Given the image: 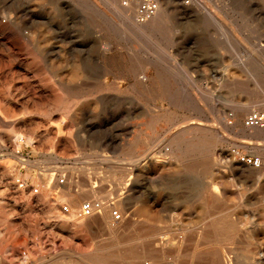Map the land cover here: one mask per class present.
Returning a JSON list of instances; mask_svg holds the SVG:
<instances>
[{
  "label": "rangeland",
  "instance_id": "rangeland-1",
  "mask_svg": "<svg viewBox=\"0 0 264 264\" xmlns=\"http://www.w3.org/2000/svg\"><path fill=\"white\" fill-rule=\"evenodd\" d=\"M39 1L0 0V23L10 28L0 31V103L10 113V119H16L17 129L30 134L33 139V144L24 145L20 152L28 160L29 167L21 165L12 152L10 133L0 125V264H10L8 260L19 264H93L90 260L98 264H134L135 254L155 250L152 238L147 237L148 232L141 225L143 222H148L152 230L162 232L167 238L179 240L180 245L167 241L163 255L158 256L164 264H184V261L185 264H222L229 258L228 264H264V179L258 180L254 172L259 165L256 160L259 162V158L264 157V152L259 149L260 144L264 145V139L248 142L241 136L235 126L237 119L233 117L235 104L249 97H257L262 104L258 111L264 115V0H200L202 7L199 8L193 2L187 4V11L204 13L207 8L215 12L216 19L225 25L224 29L188 15L181 16L180 7L169 4L168 0H160L158 6L167 16L164 25L160 32L157 31L159 33L140 37L138 42L127 31L120 15L124 5L117 6V10L106 9L108 15L113 16L115 26H108L105 31L98 26L100 22H107L102 16V8L98 9L88 0ZM45 15L55 22V33L42 23ZM5 17L12 22H5ZM19 27L30 33L29 40L21 38V43L31 50L40 43H55L59 52L55 59L59 78L72 80L70 90L75 97L74 103L77 101L72 117L66 119L57 110L63 91L50 87L46 65L37 67L31 64L29 55L15 57L11 54L9 43ZM139 43L186 73L178 79L177 87H173L181 96L180 103L174 104L176 107L155 98L151 92L141 94L129 87L130 81L124 75L125 50L131 46L143 55ZM101 87H105L103 91ZM159 106L171 109L169 112H173L174 117L171 123L159 125L156 132L149 125ZM252 112L256 114V110ZM249 117L250 113L244 116L243 126ZM2 119L6 121L4 117ZM198 122L203 125L216 122L222 129L215 149H211L207 157L201 152L188 155L176 169L159 170L167 166L171 158L163 149H152V139L163 135L173 123L174 129L183 132L188 139ZM126 128L132 135H123ZM140 128L148 132V137H143L139 144L141 147L135 152L124 150L123 147L132 142L133 132ZM249 131L254 132L253 129ZM176 154L182 155L178 151ZM244 158L248 166L238 167L242 166ZM104 159L117 161L115 168L109 167ZM70 169L79 170L76 174L87 187L96 182L97 190L107 193L104 202L109 200L112 211L124 216L122 224L113 230L106 229L96 215L83 227L58 225L57 220L46 212L59 194L54 183L49 184V178L57 171L64 174ZM124 174L130 177L127 187L119 183ZM16 179L24 185L23 192L18 191ZM27 188L39 190L34 200L28 198ZM225 193L228 194L223 197ZM87 201L91 200L63 202L60 207H71L77 214ZM104 215L111 220L108 211L105 210ZM129 221L134 224L129 226ZM146 257L141 264H153Z\"/></svg>",
  "mask_w": 264,
  "mask_h": 264
},
{
  "label": "bare ground",
  "instance_id": "bare-ground-1",
  "mask_svg": "<svg viewBox=\"0 0 264 264\" xmlns=\"http://www.w3.org/2000/svg\"><path fill=\"white\" fill-rule=\"evenodd\" d=\"M26 1V0H25ZM41 1V0H40ZM39 1V2H40ZM44 1V0H42ZM46 1V0H45ZM92 5L96 6L98 9L101 10L102 8V16L103 18L107 21L105 22H100L98 24V26H100L103 30L105 29V31L108 29V26H115V24L112 22V17L110 15H108V13L106 12V9H111L114 8L116 9L117 6H121L124 5V9L123 12L120 14L122 19L124 20V25L126 26V29L128 32H130V34L132 36L135 37V39L137 38V42L139 41L138 39L140 37H148L149 35L156 33L162 25H164L165 20H166V12L165 10H163L161 8V6H158V3L160 0H153L154 2L157 3V9L154 10L153 12L151 11H145L142 10V5L145 4L146 1H151V0H88ZM190 2H193V4L195 3L198 8L202 7V3L200 0H168L169 4H173L174 6H176V8L180 7L181 12H179V15L183 16V15H188L192 18H194L197 21H203L204 24L208 23V24H214L215 26H217L220 29H224L226 28L225 25L222 22H219L216 19V13L204 8L205 12L201 13L199 11H187L185 9L187 8V4H189ZM42 3V2H40ZM39 3V4H40ZM42 5V4H40ZM51 6V5H50ZM45 7V6H44ZM101 7V8H100ZM27 8V7H26ZM55 8V7H54ZM90 8V7H89ZM123 8V7H122ZM170 8V7H169ZM24 9V8H23ZM32 8H30L31 10ZM43 9V8H42ZM41 9V10H42ZM22 10V9H21ZM36 10V9H35ZM40 10V11H41ZM105 10V11H104ZM117 10V9H116ZM27 11V10H26ZM25 11V12H26ZM20 12V10H19ZM18 12V13H19ZM56 12V11H55ZM101 12V11H100ZM203 12V11H202ZM1 13V12H0ZM21 13V12H20ZM29 13V12H28ZM48 13V12H47ZM113 13V12H112ZM119 13V12H118ZM58 14V13H57ZM4 15V14H2ZM19 15V14H17ZM21 15V14H20ZM47 15V14H46ZM44 16L43 17V21L44 24L48 25L50 27V29L52 30V33L56 32V24L52 19H49V16ZM12 16V15H11ZM34 16V15H33ZM42 16V15H41ZM53 19L54 18V15ZM27 17V16H26ZM88 17V16H87ZM6 18V17H5ZM10 18V17H9ZM32 18V17H31ZM219 18V17H218ZM87 19V18H86ZM32 20V19H31ZM52 20V21H50ZM56 20V19H55ZM7 21H11V19H5V22ZM17 21V20H16ZM39 21V20H38ZM201 21V22H202ZM221 21V20H220ZM36 22V21H35ZM25 23V22H24ZM28 23V22H27ZM26 24V23H25ZM43 24V25H44ZM226 24V23H225ZM27 25V24H26ZM42 25V24H41ZM96 25V24H95ZM13 26V25H12ZM16 26V25H15ZM97 26V25H96ZM59 27V26H58ZM16 28V27H15ZM46 28V27H45ZM96 28V27H95ZM6 29H10L8 25H4L3 22L0 23V31L6 30ZM216 29V28H215ZM58 30V29H57ZM60 31V30H59ZM124 31V30H123ZM224 31V30H223ZM229 31V30H228ZM9 32V31H8ZM13 32V31H12ZM126 32V30H125ZM127 32V33H128ZM160 32V30H159ZM157 32V33H159ZM225 32V31H224ZM228 33V32H227ZM226 33V34H227ZM10 34V33H8ZM61 34V33H60ZM98 34V33H96ZM103 34V33H102ZM224 34V33H223ZM236 34V33H235ZM33 35V34H32ZM12 36V35H11ZM100 36V35H99ZM98 36V37H99ZM234 36V35H233ZM232 36V37H233ZM31 37L29 32H24L22 31V28H18V31H15L13 34V37L11 39V42L9 43V50L11 52L12 55L16 56H20V55H29L31 58V64L35 65L37 67L41 66V65H46V69H47V73L49 75V82L50 83V87L55 90H59L62 89V93L63 96H61L59 99V103L57 106V110H59L64 117L70 118L74 115V112L76 110V105H77V101L74 103L73 100V95L71 94L72 90H70V87H73L72 85V80H63L59 78V72H58V68L56 67L57 62H55V59L59 57V52L57 51V47L55 45V43H49L48 45H45L44 43H40L34 46L33 50H31L30 48H28V46H24L21 43V38L23 39H27L29 40V38ZM102 37V36H101ZM10 38V37H9ZM228 38V37H227ZM234 38V37H233ZM22 39V40H23ZM32 39V38H31ZM26 40V41H27ZM115 40V39H114ZM110 41V40H109ZM113 41V40H112ZM241 41V40H240ZM24 42V41H23ZM117 42V41H116ZM34 43V42H33ZM106 43V42H105ZM47 44V42H46ZM122 44V43H121ZM91 45V43H90ZM119 45V44H118ZM139 45H141V51L143 53V55H141L136 49H134L133 47L129 46L126 48L125 51H127V58L124 61L126 68L124 71V75L127 76V78L129 79L128 82L130 81V86L129 87H133V89L141 94H144V92H151L152 96H154L157 99H160L161 101H167L170 105H172L171 107H173L174 104L180 103V92L178 90H174L173 87H177V84L179 83L178 79L184 76H186V73L181 71L180 69H177V67L173 66L171 63L163 60V58L160 55H156V54H152L151 52H149V49L146 48L143 44L139 43ZM32 46V44H31ZM114 46V45H113ZM120 46V45H119ZM107 47V46H106ZM5 49V48H4ZM84 49V48H83ZM108 48H106L107 50ZM118 49V48H117ZM122 49V47H121ZM120 49V51H121ZM123 50V49H122ZM109 51V50H108ZM7 52V51H6ZM20 52L22 54H20ZM62 52V51H61ZM89 52V51H88ZM117 52V51H116ZM7 54V53H6ZM86 54V53H85ZM84 54V55H85ZM108 54V53H107ZM114 54V53H113ZM121 54V53H120ZM8 55V54H7ZM112 55V54H111ZM104 56V55H103ZM109 56V55H108ZM114 56V55H113ZM10 57V56H8ZM28 57V56H27ZM84 57V56H83ZM86 57V56H85ZM110 57V56H109ZM25 58V57H24ZM94 59V58H93ZM11 60V59H10ZM14 60V59H13ZM87 60V59H86ZM124 60V59H123ZM172 60V59H170ZM16 61V60H15ZM18 61V60H17ZM254 61V60H253ZM14 62V61H12ZM23 62V61H22ZM119 62V61H118ZM123 62V61H122ZM16 63V62H15ZM104 63V62H103ZM251 63V62H250ZM260 63V62H259ZM13 64V63H12ZM11 64V65H12ZM25 64V63H23ZM27 64V63H26ZM30 64V63H29ZM101 64V63H100ZM99 64V65H100ZM118 64V63H117ZM256 64V63H253ZM252 64V65H253ZM122 65V64H121ZM120 65V67H122ZM124 65V64H123ZM257 65V64H256ZM107 66V65H106ZM262 66V65H261ZM24 67V65H23ZM112 67V66H111ZM118 67V66H117ZM69 68V67H68ZM80 68V67H79ZM22 69V68H21ZM102 69V68H101ZM121 69V68H120ZM123 69V68H122ZM31 70V69H30ZM34 70V69H33ZM69 70V69H68ZM112 71V70H111ZM123 71V70H122ZM120 71V72H122ZM249 71V70H248ZM113 72V71H112ZM119 72V73H120ZM43 73V72H42ZM65 73V72H64ZM62 73V74H64ZM68 73V72H67ZM87 73V72H86ZM110 73V72H109ZM37 74V73H36ZM40 74V73H39ZM46 74V73H45ZM76 74V73H75ZM81 74V73H80ZM26 75V74H25ZM61 75V74H60ZM86 75V74H85ZM188 75V74H187ZM41 76V75H40ZM87 76H89L87 74ZM86 76V77H87ZM85 77V78H86ZM120 77V76H119ZM29 78V77H28ZM37 78V77H36ZM76 78V77H75ZM188 78V77H187ZM25 79V78H24ZM262 79V78H261ZM29 80V79H28ZM38 80V78H37ZM40 80V79H39ZM80 80V79H79ZM123 80V79H122ZM25 81V80H24ZM119 81V80H118ZM117 81V82H118ZM264 81V80H263ZM262 81V82H263ZM40 83V82H39ZM27 84V83H26ZM258 84V82H257ZM45 85V84H44ZM77 85V84H76ZM75 85V86H76ZM259 85V84H258ZM43 86V85H42ZM93 86V85H92ZM28 87V86H27ZM87 87V86H86ZM30 88V87H29ZM105 88V87H101ZM114 89V88H113ZM28 90V89H27ZM47 90V89H46ZM104 89H102L101 91H103ZM128 90V89H127ZM54 91V90H53ZM99 91V90H98ZM126 91V90H125ZM74 92V91H73ZM120 92V91H119ZM122 92V91H121ZM128 92V91H127ZM35 93V92H34ZM37 93V91H36ZM76 93V92H75ZM124 93V92H123ZM131 93V92H130ZM77 94V93H76ZM114 95V94H112ZM34 96V95H33ZM133 96V95H132ZM140 96V95H139ZM6 97V96H5ZM35 97V96H34ZM131 97V96H130ZM145 97V96H144ZM75 98V97H74ZM114 98V97H113ZM127 98V96H126ZM133 98V97H132ZM136 98V97H135ZM138 98V97H137ZM142 98V97H141ZM9 99V98H8ZM7 100V98L5 99ZM14 100V99H13ZM113 100V99H112ZM116 100V99H115ZM120 100V99H119ZM123 100V99H122ZM133 100V99H132ZM131 100V101H132ZM135 100V99H134ZM133 100V101H134ZM144 100V99H143ZM11 101V100H10ZM9 101V102H10ZM16 101V100H15ZM141 101V100H140ZM160 101V102H161ZM5 102V101H3ZM13 102V101H12ZM143 102V101H142ZM236 102V101H234ZM139 103V102H138ZM148 103V102H147ZM155 103V102H154ZM54 105V104H53ZM153 105V104H152ZM262 104L261 102H259L254 98H248L246 99L244 102H238L237 104H235L234 106V112H233V117L237 119L236 122V127L238 129V131L240 132L241 136L243 138H245L248 142L252 141L254 139H264V115H262L261 112H259L258 110L261 108ZM14 107V106H13ZM152 107V106H151ZM150 107V108H151ZM174 107H176L174 105ZM178 107V106H177ZM146 108V107H145ZM148 108V109H150ZM170 108V107H169ZM54 109V108H53ZM81 109V108H78ZM154 110V109H153ZM152 110V111H153ZM156 115L154 117H152V121L149 124V128L152 130H155L156 132H158V126L162 125V123L164 122H172L173 117L172 114L173 112H169L170 110L163 107V106H159ZM256 110V114H254V112L252 111ZM148 111V110H146ZM150 111V110H149ZM151 112V111H150ZM56 113V112H55ZM136 113V112H135ZM149 113V112H148ZM250 113V117L248 118L247 122L248 124H245V126H243V118L245 115ZM10 113H8L4 106L0 103V125L2 128H4L5 130H7L10 133V138H11V142L13 144V150L12 152H14L13 154L15 155L17 161H19L21 163V165H25L29 167L28 164V160L26 161L24 159L23 156H21L20 152L23 149L24 145H28L31 146L33 144V139L31 136L26 135L24 133H21L17 127L15 126V120L10 119ZM126 114V113H125ZM16 115V114H15ZM24 115V114H23ZM50 115V114H49ZM48 115V116H49ZM60 115V114H58ZM148 115V114H147ZM44 116V115H43ZM126 116V115H125ZM5 118L6 121L2 118ZM61 117V118H64ZM256 117V118H255ZM19 118V117H18ZM247 119V117H246ZM23 120V119H22ZM198 120V119H196ZM253 122H252V121ZM58 121V120H57ZM67 120H65L66 122ZM215 121V120H214ZM219 121V119H218ZM19 122V121H18ZM170 122V123H171ZM197 122V121H196ZM200 122V121H199ZM198 122V123H199ZM222 122V121H220ZM246 122V123H247ZM22 123V122H21ZM50 123V122H49ZM62 123V122H61ZM132 123V122H131ZM195 123V122H194ZM201 123V122H200ZM195 124V128L193 129V133L191 135L190 138L186 139L184 137V133L183 132H177L174 129V123L171 125V127L169 128V130L167 129L166 132L163 135H159L157 137H154V139H152L153 141L151 142V147L152 149H163L165 150L166 154L170 156L171 158V162L169 164H167V166H162L159 168V170H161L162 172L165 170V168L168 169H176L179 164L182 165L183 161H185V157H187L188 155L192 154V153H196V152H201V154L204 155V157L210 153V150L213 149L214 147H216L217 142H218V136H221V128L218 125V123L216 122H212V125H203V124ZM223 123V122H222ZM245 123V122H244ZM166 124V123H165ZM182 124V123H181ZM220 124V123H219ZM128 125V124H127ZM22 126V125H21ZM177 126V125H176ZM191 126V125H190ZM192 126V127H193ZM180 127V126H179ZM186 127V126H185ZM21 128V127H20ZM30 129V128H29ZM177 129V128H176ZM181 129V128H180ZM221 129V130H220ZM253 129L254 132H250L249 130ZM2 129V131H5ZM184 130V129H183ZM6 131V132H7ZM32 131V130H30ZM161 131V130H159ZM179 131V130H178ZM147 132V131H146ZM144 130H142V128H140L138 131L133 132V140L130 144L126 145L124 148V150H128V151H132L135 152L137 151L139 144L141 143L143 137H148V132L146 133ZM38 133V132H37ZM154 133V132H153ZM152 133V134H153ZM163 133V132H161ZM223 133V132H222ZM36 134V133H35ZM45 134V133H43ZM33 135V134H32ZM124 136H128V135H132V132H130L129 128H126L124 131ZM35 138V137H33ZM36 139V138H35ZM124 140V139H123ZM147 140V139H146ZM145 140V141H146ZM125 141V140H124ZM117 142V141H116ZM246 142V141H245ZM148 143V142H147ZM149 144V143H148ZM39 145V144H36ZM146 145V144H145ZM9 146H12L11 144ZM2 147V146H1ZM0 147V148H1ZM31 148V147H30ZM2 149V148H1ZM7 149V148H6ZM122 149V148H121ZM215 149V148H214ZM259 149L264 152V145L260 144L259 145ZM12 150V149H11ZM36 150V149H35ZM181 152V156H178L176 154V152ZM9 152V151H8ZM11 153V152H10ZM213 154V153H212ZM234 154H237V152H235ZM131 155V154H130ZM139 156V155H138ZM14 157V158H15ZM13 158V157H12ZM53 158V157H52ZM51 158V159H52ZM128 159V158H127ZM208 159V158H207ZM206 159V160H207ZM212 159V158H211ZM86 160V159H85ZM105 160V159H104ZM134 160V159H133ZM139 160V159H138ZM245 158L243 160H241V165L242 166H238V167H243V166H248V164L245 162ZM16 161V162H17ZM50 161V159H49ZM99 161V160H98ZM108 161V166L109 167H114L115 168V161H111L109 159L105 160ZM121 161V160H120ZM124 161V160H123ZM122 161V162H123ZM126 161V160H125ZM194 161V160H193ZM196 161V159H195ZM209 161V160H208ZM207 161V162H208ZM230 161H232V159H230ZM243 161V162H242ZM15 162V161H14ZM82 162V160H81ZM84 162V161H83ZM136 163V161H134ZM140 162V161H139ZM167 162V161H166ZM206 163V161H204ZM210 162V161H209ZM76 163V162H75ZM74 163V164H75ZM80 163V162H79ZM190 163V162H189ZM202 163V162H201ZM18 164V163H17ZM125 164V163H124ZM213 164V163H212ZM256 164L258 165V169L255 168V174L257 176L258 180L264 179V157L259 158V162L257 159ZM85 165V164H84ZM129 165V164H128ZM134 165V164H133ZM148 165V164H147ZM206 165V164H205ZM208 165V163H207ZM206 165V166H207ZM233 165V162H232ZM20 166V165H19ZM82 166V165H81ZM125 166V165H124ZM187 166V165H186ZM210 166V165H208ZM235 166V165H234ZM24 167V166H23ZM68 167V165H67ZM70 167V166H69ZM73 167V166H72ZM80 167V166H79ZM188 167V166H187ZM229 167V166H228ZM11 168V167H9ZM14 168V167H13ZM26 168V167H25ZM24 168V169H25ZM120 168V167H119ZM121 168L122 165H121ZM120 168V169H121ZM127 168V167H126ZM183 168V167H182ZM186 168V167H185ZM189 168V167H188ZM73 169H75L73 167ZM73 169L70 170H65L64 174H61V171H57V173L53 174L50 176L49 178V184L54 183V188L58 190V197L55 199V202L51 205H49L48 208V212L49 215L51 214L56 220L58 225L62 224L64 226H72V227H83L86 226L88 224V221L92 220L96 215L100 218L101 223L105 226L106 229L109 230H113L115 229L116 225H120L122 224V222L124 221L123 219V215H121L118 211H112L111 205L108 204L107 202H104L105 199L108 198L107 193H105L104 191L101 190H97V186H95L93 182V184H91L89 187H87L84 183V180L82 179L80 181V179L78 178L79 176L76 174V172ZM131 169V168H129ZM156 169V168H155ZM205 169V168H203ZM234 169V167H233ZM18 170V169H17ZM61 170V169H60ZM181 170V169H180ZM207 170V169H206ZM26 171V170H25ZM83 171V170H82ZM183 171V170H182ZM27 172V171H26ZM131 172V171H130ZM220 172V171H219ZM80 173V172H79ZM135 173V172H134ZM221 173V172H220ZM244 173V172H243ZM6 174V173H5ZM23 174V173H22ZM88 174V173H87ZM223 174V173H221ZM40 175V174H39ZM49 175V174H48ZM85 175V174H84ZM89 175V174H88ZM47 176V175H46ZM109 177V175H107ZM113 176V175H112ZM12 177V176H11ZM16 177V176H15ZM20 177V176H19ZM29 177V176H28ZM39 177V176H37ZM83 177V176H82ZM129 174L126 175L124 174L123 176H121V178L119 179V183L123 184L124 187L129 186L130 185V177ZM227 177V176H226ZM23 179V177H21ZM20 178V179H21ZM88 178H90L88 176ZM106 178V177H105ZM225 178V177H224ZM3 179V178H2ZM1 179V180H2ZM20 179H16L15 183H16V187L18 189V191L22 190V187L24 185H21V181ZM38 179V178H37ZM48 179V178H46ZM7 180V179H5ZM4 180V181H5ZM103 180V179H102ZM114 180V179H113ZM104 181V180H103ZM108 181V180H107ZM3 182V181H2ZM1 182V183H2ZM14 183V181H12ZM26 182V181H25ZM24 182V183H25ZM41 182V181H40ZM40 182H38L40 184ZM228 182V181H227ZM90 183V182H89ZM218 183V182H217ZM229 183V182H228ZM215 184V182L213 183ZM7 186H9L7 184ZM6 186V187H7ZM120 186V185H119ZM218 186V185H217ZM10 187H13L10 186ZM9 187V188H10ZM123 187V186H122ZM49 188V187H48ZM134 188V187H133ZM136 188V187H135ZM42 189V188H41ZM120 189V187H119ZM5 190H8L7 188ZM214 190V189H213ZM1 191V190H0ZM14 191V190H13ZM28 191V198H33L34 196L36 197V194L39 192V190L33 189V188H27ZM54 191V190H53ZM123 191V190H122ZM121 191V192H122ZM8 192V191H7ZM23 192V190H22ZM25 192V191H24ZM57 192V191H55ZM211 192V191H210ZM3 193V192H2ZM5 193V192H4ZM14 193V192H13ZM20 193V192H19ZM27 193V192H26ZM123 193V192H122ZM126 194V193H125ZM228 194V193H227ZM226 193L223 195V197L227 195ZM128 195V194H127ZM206 195V194H205ZM240 195V194H239ZM242 195V194H241ZM213 196V194H212ZM229 196V195H228ZM10 197V196H9ZM12 197V195H11ZM16 197V196H14ZM13 197V198H14ZM41 197V196H40ZM8 198V197H7ZM26 198V196H25ZM24 198V199H25ZM125 198V196H124ZM204 198V197H203ZM206 198V197H205ZM204 198V199H205ZM240 198V197H239ZM21 199V197H20ZM28 199V200H29ZM78 199H89L91 201H87L84 202L80 209L77 210V214H75V211L71 210V207L69 208L68 206L65 207H60V205H62L63 202H71V201H77ZM8 200V199H7ZM6 200V201H7ZM19 200V199H18ZM22 200V199H21ZM31 200V199H30ZM34 200V198H33ZM203 200V199H202ZM214 200V199H213ZM5 201V200H4ZM14 201V200H13ZM122 201V200H121ZM8 202V201H7ZM38 202V201H37ZM209 202V201H208ZM5 203V202H4ZM19 203V202H18ZM49 203V202H48ZM47 203V204H48ZM85 203H89L91 206V213L89 215H86L83 213V205ZM3 204V203H2ZM6 204V203H5ZM8 204V203H7ZM38 204V203H36ZM80 204V203H79ZM128 204V203H127ZM14 205V204H12ZM20 206V205H18ZM115 206V204H114ZM4 207V206H2ZM10 207V206H9ZM17 207V206H15ZM6 208V207H5ZM12 208V207H11ZM19 208V207H18ZM125 208V207H124ZM131 208V207H130ZM116 209V208H115ZM133 209V208H132ZM226 209V208H225ZM2 210V209H1ZM15 210V209H14ZM108 211L111 214V220L107 219L104 215V212ZM224 209H222L223 211ZM7 211V208H6ZM13 211V210H10ZM17 211V210H16ZM130 211V209H129ZM135 211V210H134ZM14 212V211H13ZM128 212V211H127ZM5 213L6 212H2ZM12 213V212H11ZM45 213V212H44ZM130 213V212H129ZM132 213V212H131ZM106 214V213H105ZM11 215V214H9ZM46 215V214H45ZM133 215V214H132ZM24 216V215H23ZM2 217V216H1ZM12 217V216H11ZM48 217V216H47ZM50 217V216H49ZM130 218V216H129ZM89 219V220H88ZM140 219V218H139ZM225 219V218H224ZM224 219H222L224 221ZM6 220V219H5ZM133 220V219H132ZM7 221V220H6ZM216 221V220H215ZM16 222V221H15ZM22 222V221H21ZM55 222V221H54ZM130 222V221H129ZM13 223V221H12ZM23 223V222H22ZM21 223V225H22ZM219 223V222H218ZM223 223V222H222ZM227 223V220L226 222ZM7 224V223H6ZM94 224V223H93ZM98 224V223H97ZM132 224H134L132 221L130 222L129 226ZM11 225V224H10ZM14 225V224H13ZM140 225V224H139ZM137 225V226H139ZM142 227L144 229L147 230L148 234L147 237L148 238H152V244L155 248V250L151 253H147V252H142L139 255L136 256L133 259V263L134 264H141L142 261L144 260V258L146 256L149 257V259L153 262V264H164L163 262H161L158 258V256L163 255V248L168 244V242H172L173 244H177L179 242L178 239H171V238H167L166 236H164L162 234V232L158 231V230H152L150 225L148 224V222H143ZM221 225V224H220ZM225 225V226H224ZM222 225V227L224 226L226 228V224ZM229 225V224H228ZM92 226V225H90ZM98 226L100 227L101 225L98 224ZM200 226V225H199ZM217 226H219L217 224ZM21 227V226H20ZM35 227V226H34ZM197 227V226H196ZM223 227V228H224ZM4 228V227H3ZM2 228V230H3ZM6 228V227H5ZM4 228V229H5ZM15 230L18 229V227L14 226L13 227ZM25 228V227H23ZM86 228V227H85ZM124 228V227H123ZM128 228V227H127ZM142 228V229H143ZM234 228V227H233ZM1 229V228H0ZM118 229V228H117ZM133 229V228H132ZM140 229V228H139ZM183 229V228H182ZM1 230V231H2ZM6 230V229H5ZM4 230V231H5ZM34 230V229H33ZM32 230V231H33ZM73 230V229H72ZM86 230V229H85ZM93 230V228H92ZM141 230V229H140ZM188 230V229H187ZM227 230V229H226ZM11 231V230H10ZM13 231V230H12ZM18 232L21 230H17ZM30 231V230H29ZM36 231V230H35ZM40 231V230H39ZM76 231V230H75ZM169 231H171L169 229ZM199 231V230H198ZM38 232V231H37ZM41 232V231H40ZM108 232V231H107ZM114 232V231H113ZM117 232V231H116ZM229 232V230H228ZM232 231H230L229 233H231ZM24 233V231H23ZM32 233V232H31ZM144 233V232H143ZM142 233V234H143ZM183 233V232H182ZM196 233V232H195ZM218 233V232H217ZM223 233V232H222ZM20 234V233H19ZM30 234V233H29ZM34 234V233H33ZM170 234V233H169ZM181 234V233H180ZM199 234V232H198ZM219 234V233H218ZM224 234V233H223ZM232 234V233H231ZM9 235V234H8ZM24 234H22L23 236ZM63 235V234H62ZM168 235V234H167ZM196 235V234H195ZM6 236V235H4ZM25 236V235H24ZM29 236V235H28ZM89 236V235H88ZM146 236V235H145ZM182 236V235H181ZM200 236V235H199ZM198 236V238H199ZM1 237V236H0ZM10 237V236H9ZM7 237L9 240L11 238ZM114 237V236H113ZM143 237V236H142ZM141 237V239H142ZM217 237V236H216ZM229 237V236H228ZM24 238V237H23ZM30 238V237H29ZM61 238V237H60ZM192 238V237H191ZM221 238V237H220ZM5 239V238H3ZM1 239V240H3ZM62 239V238H61ZM68 239V238H67ZM91 239V238H90ZM225 239V238H224ZM223 239V241H224ZM43 240V239H42ZM114 240V239H113ZM143 240V239H142ZM145 240V238H144ZM182 240V239H181ZM187 240V239H185ZM190 240V239H189ZM192 240V239H191ZM197 240V239H196ZM28 241V240H27ZM35 241V240H34ZM51 241V240H50ZM66 241V240H65ZM117 241V240H116ZM140 241V240H139ZM147 241V240H146ZM149 241V240H148ZM147 241V242H148ZM151 241V240H150ZM7 242V240L5 241ZM30 242V241H29ZM62 242V241H61ZM69 242V241H67ZM72 242V241H71ZM114 242V241H113ZM186 242V241H185ZM196 242V241H195ZM11 243V242H10ZM9 243V244H10ZM47 243V242H46ZM70 243V242H69ZM145 243V241H144ZM4 244V243H2ZM1 244V245H2ZM8 244V245H9ZM118 244V243H117ZM150 244V245H152ZM170 244V243H169ZM6 245V244H5ZM35 245V244H34ZM69 245V244H68ZM92 245V244H91ZM94 245V244H93ZM180 245V242H179ZM195 245V244H194ZM200 245V244H199ZM4 246V245H3ZM3 246L1 247V249L3 248ZM11 246V245H10ZM13 246V245H12ZM31 246V245H30ZM66 246V245H64ZM88 246V245H87ZM107 246V245H106ZM20 247V246H19ZM32 247V246H31ZM77 247V246H76ZM75 247V249H77ZM81 247V246H80ZM84 247V246H83ZM109 247V246H108ZM151 247V246H150ZM44 248V246H43ZM87 248V247H86ZM90 248V247H89ZM111 248V247H110ZM4 249V248H3ZM2 249V250H3ZM31 249V248H30ZM82 249V248H81ZM85 249V247H84ZM121 249V248H120ZM123 249V248H122ZM185 249V248H184ZM26 250V249H25ZM72 250V249H71ZM78 250V249H77ZM118 252V249H116ZM179 250V249H178ZM12 251V250H10ZM31 251V250H30ZM150 251V250H149ZM176 251V250H175ZM199 251V250H198ZM15 252V251H14ZM63 252V251H61ZM74 252V250H73ZM138 252V251H137ZM3 253V252H1ZM16 253V252H15ZM85 253V252H84ZM89 253V252H88ZM96 253V252H95ZM131 253V252H130ZM176 253V252H175ZM17 254V253H16ZM15 254V255H16ZM37 254V253H35ZM133 254V253H132ZM138 254V253H137ZM192 254V253H191ZM3 255V254H2ZM5 255V254H4ZM11 255V254H10ZM18 255V254H17ZM28 255V254H27ZM64 255H67V253H65ZM78 255V254H77ZM82 255V254H81ZM80 255V256H81ZM179 255V254H178ZM197 255V254H196ZM200 255V254H198ZM26 256V255H25ZM32 256V255H30ZM55 256V255H53ZM61 256V255H60ZM69 256V254H68ZM75 256V253L74 255ZM86 256V255H85ZM108 256V255H107ZM132 255H130L129 257H131ZM126 257V256H125ZM220 257V256H219ZM226 257V256H225ZM16 258V257H15ZM87 258V257H86ZM89 258V257H88ZM128 258V257H127ZM126 258V259H127ZM147 258V257H146ZM145 258V259H146ZM173 258V257H172ZM176 259V258H175ZM180 259V257H179ZM192 259V258H191ZM216 259V258H215ZM230 259V258H229ZM228 259V261H229ZM56 260V259H55ZM69 260V259H66ZM90 260V258H89ZM178 260V259H177ZM176 260V262H177ZM199 260V259H198ZM227 260V259H226ZM3 261V260H2ZM76 261V260H75ZM93 264H98L97 261L94 260H90ZM172 261V260H171ZM224 261V260H223ZM227 261V262H228ZM231 261V260H230ZM229 261V262H230ZM5 262V261H4ZM105 262V261H104ZM107 262V261H106ZM116 262V260H115ZM175 262V261H174ZM190 262V261H189ZM199 262V261H198ZM221 262V261H220ZM222 263V264H228V263ZM78 263V262H77ZM110 263V262H109ZM114 263V262H113ZM121 263V262H120ZM146 263V261H145ZM172 263V262H170ZM178 263V262H177ZM181 263V261H180ZM3 264V263H2ZM44 264V263H43ZM69 264V263H68ZM127 264V263H126ZM150 264V263H149ZM183 264V263H182ZM185 264V261H184ZM203 264V263H202ZM206 264V263H205Z\"/></svg>",
  "mask_w": 264,
  "mask_h": 264
},
{
  "label": "built area",
  "instance_id": "built-area-1",
  "mask_svg": "<svg viewBox=\"0 0 264 264\" xmlns=\"http://www.w3.org/2000/svg\"><path fill=\"white\" fill-rule=\"evenodd\" d=\"M156 9H157V3L154 2L153 0L146 1L145 4L142 5V10H145V11H151V12H153ZM247 124H248V122H247ZM250 162H252V160ZM256 162H257V160H256ZM83 213L86 214V215H89L91 213V206H90L89 203H85L83 205Z\"/></svg>",
  "mask_w": 264,
  "mask_h": 264
},
{
  "label": "crops",
  "instance_id": "crops-1",
  "mask_svg": "<svg viewBox=\"0 0 264 264\" xmlns=\"http://www.w3.org/2000/svg\"><path fill=\"white\" fill-rule=\"evenodd\" d=\"M8 263H10V264H19L18 261H11V260H8Z\"/></svg>",
  "mask_w": 264,
  "mask_h": 264
}]
</instances>
